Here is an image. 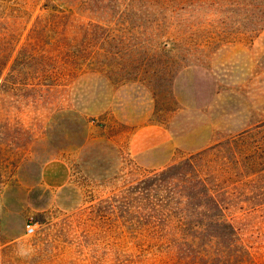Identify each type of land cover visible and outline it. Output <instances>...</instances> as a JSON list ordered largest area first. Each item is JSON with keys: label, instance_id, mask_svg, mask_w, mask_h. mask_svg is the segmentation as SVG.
<instances>
[{"label": "rangeland", "instance_id": "obj_1", "mask_svg": "<svg viewBox=\"0 0 264 264\" xmlns=\"http://www.w3.org/2000/svg\"><path fill=\"white\" fill-rule=\"evenodd\" d=\"M58 1L61 12L49 17L37 8L16 16V35L26 30L14 69L0 76V264H154L165 252L148 209H159L169 186L192 187L191 163L202 161L190 156L238 148L264 174V11L257 0L169 17L159 0L142 11L141 0ZM45 26L55 33L21 46ZM19 82L36 84L10 86ZM145 124L202 146L142 168L127 145ZM51 166L65 169L62 185L44 182ZM263 183L237 190L263 194ZM244 223L240 237L264 260V207Z\"/></svg>", "mask_w": 264, "mask_h": 264}, {"label": "trees", "instance_id": "obj_2", "mask_svg": "<svg viewBox=\"0 0 264 264\" xmlns=\"http://www.w3.org/2000/svg\"><path fill=\"white\" fill-rule=\"evenodd\" d=\"M224 1L159 0V6L161 13L167 14L168 17L181 12L191 14L192 11L204 9L219 14ZM257 1L259 11L262 13L264 0ZM40 2L44 3L38 7ZM134 4L132 1L129 13L134 12ZM139 6L143 8L136 11L146 10L147 7L153 8L154 1L141 0ZM59 7L58 0H0V76L7 67L8 73L14 69L16 57L13 58L12 53L21 34L26 30L25 25L19 35H16L19 29L14 28L16 16L27 11L34 13L37 8L49 17L51 13L48 12H61ZM32 29L34 26L27 31ZM42 32L44 33L39 35L40 38L37 36L36 39L29 41L31 38H25L21 46L31 50L35 44L45 40L41 38L47 37L46 32L55 33L49 26L43 27ZM34 84L36 83L19 82L10 86L33 89ZM250 133L248 131L230 138L227 144H238ZM224 150L223 146L216 144L190 156L189 161L192 159L202 161L201 166L191 163L194 171V176L190 177L192 187L188 186L187 192H177L171 190L169 186L170 188H166L159 195V209L152 210L153 212L148 209L147 220L151 223L148 228L152 231L159 224L158 246L160 251L165 252L159 254V260L154 259V264H264V260L257 261L255 254H252L249 246L240 237L243 236L240 231L249 227L244 221L264 207V193L252 194L247 191L239 193L237 190L240 183L242 186L256 183L261 176L264 182V174L254 171L256 166L259 167L262 163H250V155H247L245 158L249 157L248 160L243 162L245 153L242 149L237 148V152ZM244 170L254 172L247 175ZM243 178L246 179L244 183L241 182ZM171 251H175L177 255Z\"/></svg>", "mask_w": 264, "mask_h": 264}, {"label": "crops", "instance_id": "obj_3", "mask_svg": "<svg viewBox=\"0 0 264 264\" xmlns=\"http://www.w3.org/2000/svg\"><path fill=\"white\" fill-rule=\"evenodd\" d=\"M202 145H189L179 140L168 128L159 124H145L137 127L129 137L127 150L136 164L148 170L165 167L178 149L197 150ZM44 182L49 186H60L67 179L65 169L54 166L45 170Z\"/></svg>", "mask_w": 264, "mask_h": 264}, {"label": "built area", "instance_id": "obj_4", "mask_svg": "<svg viewBox=\"0 0 264 264\" xmlns=\"http://www.w3.org/2000/svg\"><path fill=\"white\" fill-rule=\"evenodd\" d=\"M25 230H26L27 234L32 233L34 231V225L31 224V223L27 224L26 227H25Z\"/></svg>", "mask_w": 264, "mask_h": 264}]
</instances>
